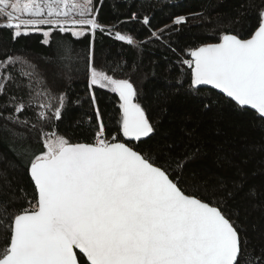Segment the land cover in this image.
Masks as SVG:
<instances>
[{
	"label": "snow or ice",
	"instance_id": "1",
	"mask_svg": "<svg viewBox=\"0 0 264 264\" xmlns=\"http://www.w3.org/2000/svg\"><path fill=\"white\" fill-rule=\"evenodd\" d=\"M92 5L93 0H0V19L5 21L0 28L12 30L13 40L41 32L44 25L77 38L86 32L94 35L105 28ZM131 19L137 15L133 13ZM141 22L148 26L149 16ZM186 22L185 16L173 20L177 26ZM163 31H152L151 37L160 39ZM51 32V28L43 31V44L50 43ZM114 37L129 45L138 43L120 31ZM187 54L190 59L181 63L190 69L193 93L211 86L237 106H249L264 120V7L258 10L257 26L247 38L221 32L218 42L189 49ZM75 55L69 42H57L62 66H70ZM29 63L12 55L0 61L4 70L0 95H6L17 78H26L29 89L26 97L12 96L6 101L5 108L13 104L14 111L5 119L27 125L16 114L38 101V121L60 120L66 96L52 94L35 66L26 67ZM85 72L90 90L108 89L118 96V134L105 137L99 107L95 108L98 130L92 143H73L56 132L40 130L37 135L43 137V150L36 154L22 134L13 133L21 141L20 154L28 165L36 198L35 204L28 201L29 206L19 210L9 201H0V228L7 233V242L0 247V264H81L77 250L86 258L84 264H264V250L254 256L226 204L206 202L182 190L172 167L182 169V160L168 155L159 163L163 154L133 146L150 138L155 128L131 80L98 69L91 50ZM91 99L95 105L94 92Z\"/></svg>",
	"mask_w": 264,
	"mask_h": 264
},
{
	"label": "trees",
	"instance_id": "2",
	"mask_svg": "<svg viewBox=\"0 0 264 264\" xmlns=\"http://www.w3.org/2000/svg\"><path fill=\"white\" fill-rule=\"evenodd\" d=\"M93 6L98 23L105 28L94 35L77 38L54 29L45 45L41 32L13 40L12 30L0 28V61L12 55L30 62L26 67L34 65L52 94L66 96L67 105L60 120L43 123L38 121L39 102L34 101L23 114H16L28 121L20 125L5 119L14 111L13 104L5 108V103L12 96L26 97L27 79H14L7 94L0 95V201L11 202L17 210L28 207V201L35 204L34 184L20 154L21 141L13 133L22 134L36 154L43 150V137L37 135L40 130L56 132L73 143H92L98 130L95 108L99 107L105 137L118 134V96L110 90L88 88L85 65L91 50L98 69L131 80L138 102L154 125L151 137L133 146L163 154L159 163L168 155L182 160V169L172 166L182 190L206 202L226 204L231 218L244 230L249 249L260 256L264 250V120L213 90L200 88L199 94L193 93L190 69L181 61L190 59L189 49L218 42L221 32L247 38L257 26L264 0H93ZM133 13L136 20L131 19ZM145 15L150 18L148 26L141 22ZM177 16H185L187 22L174 25ZM161 29L160 39L151 37L152 31ZM116 31L132 35L138 43L117 41ZM58 41L69 42L76 54L68 67L57 59ZM15 67L19 70L20 65ZM6 236L0 228V247L6 244ZM78 257L84 264L85 259Z\"/></svg>",
	"mask_w": 264,
	"mask_h": 264
},
{
	"label": "water",
	"instance_id": "3",
	"mask_svg": "<svg viewBox=\"0 0 264 264\" xmlns=\"http://www.w3.org/2000/svg\"><path fill=\"white\" fill-rule=\"evenodd\" d=\"M201 88H206V89L213 90V91H215V92H217V93L223 95L224 97H226V95L223 94V93H221L220 90H218V89H214V88H212L211 86H201ZM226 98L230 100V98H228V97H226ZM232 102H233V101H232ZM234 103H235V102H234ZM240 107L245 108V109L252 110L249 106H240ZM252 111L255 112V110H252ZM29 176H30V175H29ZM77 253H78L79 255H81V254L78 252V250H77ZM81 256H82V255H81ZM82 257H83V256H82ZM83 258H84V257H83ZM84 259H86V258H84Z\"/></svg>",
	"mask_w": 264,
	"mask_h": 264
},
{
	"label": "rangeland",
	"instance_id": "4",
	"mask_svg": "<svg viewBox=\"0 0 264 264\" xmlns=\"http://www.w3.org/2000/svg\"><path fill=\"white\" fill-rule=\"evenodd\" d=\"M92 7H93V9H94V12H95V8H94V6L92 5ZM78 18V17H77ZM3 23H5V21L3 20V19H0V24H3ZM41 28H42V31H41V33L43 34V31H46V30H48V29H52V30H54V29H57V28H55L54 26H52V25H44V26H41ZM86 33H90L91 35H93L91 32H86ZM44 39H45V37H44ZM106 90H108V89H106ZM92 91V90H91Z\"/></svg>",
	"mask_w": 264,
	"mask_h": 264
}]
</instances>
